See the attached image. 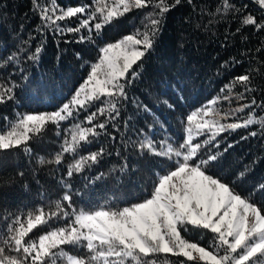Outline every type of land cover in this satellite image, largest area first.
<instances>
[{
	"label": "trees",
	"instance_id": "obj_1",
	"mask_svg": "<svg viewBox=\"0 0 264 264\" xmlns=\"http://www.w3.org/2000/svg\"><path fill=\"white\" fill-rule=\"evenodd\" d=\"M167 2L174 4V0ZM101 3L110 5L112 0H101ZM84 4H88L90 10L96 6L94 0H0V85H16L15 98L0 103V134L11 131L18 114L51 113L68 103L86 79L91 63L97 61L98 47L116 42L138 29L144 31L151 19L148 14L154 11L151 4L144 9H132L106 26L102 38L93 41L80 43L77 42L79 33L58 36L48 29H44L41 35L43 9L47 8L50 13L55 10L58 15L69 7ZM248 15L258 22L264 21V6L259 0H227V4L225 0H181L163 16L155 45L137 69L139 77L127 88L129 98L121 104L115 127L111 122L107 125L108 135L90 137L95 141L91 144L81 142L84 146L76 153L63 152L66 141L71 142L72 132L77 131V124L85 128L92 126L86 120L91 112H97L93 124L108 119V111L104 115L99 114L100 108H110V104L102 102L107 98L102 97L87 110H80L78 116L60 121L58 125L49 121L41 132L30 133L32 138L26 145L31 149L30 153L25 152V145L0 150V247L6 248L5 254L17 259L23 256L22 252L17 256L14 247L4 244L14 234L9 231V225L15 217H19L20 223L27 227L29 213L33 220L41 210L47 217L58 212V201L65 211H73L67 207L68 202L62 200L66 191L72 193L73 206L77 211L97 204L123 207L143 200L152 190L157 172L166 167L168 158L156 156L147 149L141 151L138 147L140 141L151 139L157 150L169 143L174 148L178 147V142L186 136L187 115L214 98L217 103L213 107L218 110V116L214 118L231 117L222 119V123L242 122L250 116L256 121L248 128L224 133L217 138L221 140V150L227 144H233L222 157L223 170L218 175L235 181L237 190L245 196L255 186L264 183V108L256 109L253 105L255 114L253 109H245L233 116L236 109L250 104L253 98L257 104L264 102V30L257 31L253 25H244L242 20ZM84 18H87L86 14L80 15V19ZM57 23L65 28L77 27L79 19L66 18ZM81 32L88 34L87 29ZM30 35L35 39L31 41L29 51L43 43L39 62L27 61L25 53L19 65L5 64L12 52L18 51L19 47H28L22 41L29 40ZM21 68L32 80L31 84L22 78ZM244 74L250 75L249 86L254 91L238 100L236 95L243 92L244 87L236 84L230 98L224 99L229 93L227 89L221 93V89ZM165 100L174 107L169 108L163 102ZM137 104L147 105L153 114L143 111L142 107L138 109ZM129 118L131 120L125 127L124 121ZM140 129L144 130L142 134ZM250 132L257 135L249 136ZM241 137L248 138L242 140ZM206 138L207 134L198 136L194 142H202ZM101 147L111 155L105 154L90 169L73 172L72 177H68L69 166L74 165L81 155H89ZM59 153L63 155L58 165L55 160ZM121 167L125 170L121 171ZM245 170L247 175L243 180L237 179ZM101 173L102 179L95 183L87 182L89 177L95 179ZM62 180L71 185V189L62 184ZM256 199H260L259 194ZM15 226L20 225L17 223ZM64 226L63 218L57 220L53 217L37 225L25 240L38 244L41 235ZM181 234L190 242L204 247L215 240L210 231L191 226ZM61 248L69 254H86V249L74 245H62ZM144 259L154 264H181L182 261L192 264L181 256L164 253ZM65 260L57 259L56 264H63ZM48 264H52L51 260ZM196 264L203 262L196 261Z\"/></svg>",
	"mask_w": 264,
	"mask_h": 264
},
{
	"label": "snow or ice",
	"instance_id": "obj_2",
	"mask_svg": "<svg viewBox=\"0 0 264 264\" xmlns=\"http://www.w3.org/2000/svg\"><path fill=\"white\" fill-rule=\"evenodd\" d=\"M94 2L96 5L94 9L90 10V6L84 4L69 7L58 15L55 10L50 13L47 8L43 9L40 17L43 24L41 35L44 29H48L58 36L79 33L77 42L80 43L93 41L102 38L106 26H110L115 19L124 16L132 9H144L151 4L154 11L148 14L151 19L150 23L145 25L144 31L138 29L116 42H108L98 47L97 61L91 63L86 79L75 90L68 103L51 113L18 114L11 131L0 134V150L25 145V152L30 153L31 149L26 146L32 138L30 133L41 132L49 121L58 125L60 121L74 115L78 116L80 110H87L94 102L101 101L102 97L107 98L102 102L110 104V108H100L99 114L104 115L105 111H108V119L93 124L97 112H91L86 120L92 126L85 128L77 124V131L72 132L71 142L66 141L67 146L63 152L76 153L78 148L84 146L81 142L91 144L95 141L90 137L108 135L107 125L111 122L115 127V122L120 117L121 104L129 98L127 88L139 77L140 73L137 69L142 66L144 57L155 45L163 16L172 7L179 5L181 0H174V4H169L167 0H156V2L112 0L110 5L102 4L101 0ZM225 2L227 4V0ZM259 2L264 6V0ZM78 14H86L87 18L80 19ZM72 17L79 19L77 27L65 28L57 23ZM242 23L255 26L257 31L264 30V21L258 22L252 15L246 16ZM53 25L55 27H52ZM82 29H87L88 34H82ZM34 39L35 36L30 35L29 40L22 41L28 47H19L18 51L7 56L4 63L19 65L20 58L25 53H27V61L38 63L43 51V43L38 44L34 51H29L31 41ZM20 72L22 78L31 84L32 80L29 79L25 69L21 68ZM236 84L244 87V91L236 95L238 100L246 93L254 91L249 86L250 75H239L221 89V93L225 89L229 93L224 99L230 98ZM37 86H40L39 82ZM15 87V84L0 85V103L15 98ZM180 98L184 99L183 96ZM163 102L169 108L174 107L167 100ZM133 103L136 101L133 100ZM216 103L217 100L214 98L187 115L188 126L184 129L186 136L182 138V142H178V147L174 148L169 143L166 147L161 145V150H157L156 144L151 139L140 141L138 147L141 151L147 149L156 156L168 158L166 167L157 172L151 185L152 190L143 200L123 207L97 204L77 211L73 206L72 193L66 191L62 200L68 202L67 207L72 208V212L65 211L58 201L56 203L58 212H52L47 217L41 210L33 220L29 213L27 227L20 223L19 217H15L13 223L9 225V231L14 234L5 240L4 244L9 248L14 247L17 256L21 252L23 256L17 259L16 256L6 255V248L0 247V264H48L49 260L52 264H56L57 259L65 257L67 264H126L127 261L131 264H154L153 261H145L144 258L161 253L185 257L186 261L192 264H196L197 258L203 264H264V183L255 186L245 196L237 190L238 185L235 181L218 175L223 170L222 157L233 147V144L229 143L221 150V140L217 138L224 133L248 128L256 121L250 116L242 122L222 123V119L231 117L225 115L213 118L218 116V110L213 107ZM253 105L256 109L264 108V102L257 104L253 98L250 104H244L236 109L233 116L245 109H253ZM136 106L153 114L147 105ZM253 114H255L254 109ZM130 120L131 118L124 121L125 127ZM149 130H152L151 125ZM143 132L144 130L140 129V133ZM57 134L59 135V131ZM205 134L207 138L202 142H194L195 137ZM256 135V132L249 133V136ZM247 138L241 137L242 140ZM105 154L111 155L101 147L89 155H81L74 165L69 166L68 177H72L73 172L81 173L85 168L90 169L99 163ZM62 155L63 153L57 154L56 164L61 163ZM117 155L119 156L120 153L118 152ZM213 169L216 171L214 172ZM120 170L124 171L125 168L121 167ZM246 175L247 170L241 172L237 179L243 180ZM102 178L101 173L95 179L89 177L87 182L95 183ZM61 183L71 189V185L66 184L65 181L62 180ZM257 194L260 195L259 200L256 199ZM53 217L57 220L63 218L65 226L41 235L38 244L35 241L25 240L37 225L44 224ZM17 223L19 227L15 226ZM188 226L210 231L215 238V250L209 251L197 242L185 239L181 233L187 231ZM62 245H74L86 249V254H69L61 248ZM181 264L185 262L182 261Z\"/></svg>",
	"mask_w": 264,
	"mask_h": 264
},
{
	"label": "rangeland",
	"instance_id": "obj_3",
	"mask_svg": "<svg viewBox=\"0 0 264 264\" xmlns=\"http://www.w3.org/2000/svg\"><path fill=\"white\" fill-rule=\"evenodd\" d=\"M214 118V117H213ZM252 118V117H251ZM197 119H199V118H197ZM247 119V118H246ZM253 120L255 119V118H252ZM215 241V240H214ZM214 241H209V243H207V245H206V249L207 250H209V251H214L215 249H214ZM200 245V244H199ZM200 246H202V245H200ZM202 247H204V246H202ZM168 254H171V253H168ZM222 254V253H221ZM183 258H185V257H183ZM66 259V258H65ZM65 259H62V260H65ZM186 259V258H185ZM197 261H199L198 260V258H197ZM60 264H62V263H60ZM63 264H67V261L65 260V262L63 263Z\"/></svg>",
	"mask_w": 264,
	"mask_h": 264
}]
</instances>
